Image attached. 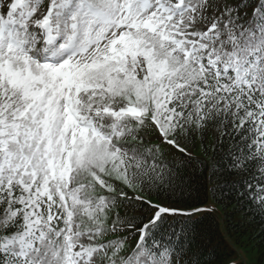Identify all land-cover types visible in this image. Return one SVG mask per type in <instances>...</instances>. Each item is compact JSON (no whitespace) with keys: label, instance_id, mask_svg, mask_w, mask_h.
Wrapping results in <instances>:
<instances>
[{"label":"snow or ice","instance_id":"6c2138e0","mask_svg":"<svg viewBox=\"0 0 264 264\" xmlns=\"http://www.w3.org/2000/svg\"><path fill=\"white\" fill-rule=\"evenodd\" d=\"M204 190L264 223V0H0V264H213Z\"/></svg>","mask_w":264,"mask_h":264},{"label":"trees","instance_id":"16d2710c","mask_svg":"<svg viewBox=\"0 0 264 264\" xmlns=\"http://www.w3.org/2000/svg\"><path fill=\"white\" fill-rule=\"evenodd\" d=\"M193 157L203 159L197 145ZM196 196L195 190L192 192ZM204 202L198 203L203 210L196 221L200 231L211 242L213 264H224L235 255V247H242L247 254L256 255V264H264V223L260 217L248 215L235 203L213 202L211 193L204 190ZM236 264H244L242 262Z\"/></svg>","mask_w":264,"mask_h":264},{"label":"rangeland","instance_id":"374dc122","mask_svg":"<svg viewBox=\"0 0 264 264\" xmlns=\"http://www.w3.org/2000/svg\"><path fill=\"white\" fill-rule=\"evenodd\" d=\"M240 262L244 264H256V255L247 254L242 247L236 246L234 257L224 264H236Z\"/></svg>","mask_w":264,"mask_h":264}]
</instances>
